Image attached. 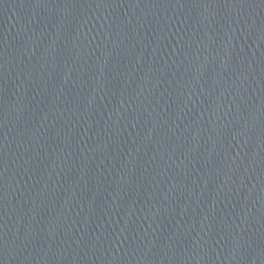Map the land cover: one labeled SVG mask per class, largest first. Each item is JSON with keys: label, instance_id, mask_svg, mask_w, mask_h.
I'll return each mask as SVG.
<instances>
[{"label": "water", "instance_id": "water-1", "mask_svg": "<svg viewBox=\"0 0 264 264\" xmlns=\"http://www.w3.org/2000/svg\"><path fill=\"white\" fill-rule=\"evenodd\" d=\"M0 264H264V0H0Z\"/></svg>", "mask_w": 264, "mask_h": 264}]
</instances>
